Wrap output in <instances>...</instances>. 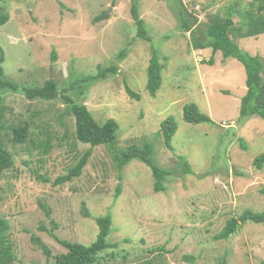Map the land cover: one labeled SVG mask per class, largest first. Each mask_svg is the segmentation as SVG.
I'll list each match as a JSON object with an SVG mask.
<instances>
[{"label":"rangeland","instance_id":"1","mask_svg":"<svg viewBox=\"0 0 264 264\" xmlns=\"http://www.w3.org/2000/svg\"><path fill=\"white\" fill-rule=\"evenodd\" d=\"M133 2L148 38L137 36ZM235 2L238 9L246 5L245 0L0 1L8 13L0 25L4 79L17 85L0 90L2 134L15 161L14 170L0 178V217L10 225L14 264H55L56 255L67 250L54 236L90 244L99 215L111 216L107 241L118 244L107 249L115 256L100 264H218L222 256L225 264H264V223L247 221L227 239L214 238L229 218L245 210L264 212V165L253 164L264 153V119L240 114L243 64L223 58L220 50L194 49L180 13L184 10L191 23L197 17L192 29L206 41L210 16H224ZM237 41L264 60V33ZM153 53L162 65L154 95L146 89ZM112 65L114 74L87 88V77ZM49 79L58 86L56 99L26 96L25 89ZM126 84L139 100L128 94ZM68 93L86 104L99 124L116 120L117 151L143 142L152 147L153 162L168 171L162 191H154L151 169L139 159L118 170L112 147L105 145L93 150L80 176L53 183L88 148L76 139L72 116L63 113ZM190 103L212 122L184 121L183 108ZM169 116L178 123L171 148L161 134ZM18 125L28 126L21 143L12 142ZM40 203L50 209L49 216Z\"/></svg>","mask_w":264,"mask_h":264},{"label":"trees","instance_id":"2","mask_svg":"<svg viewBox=\"0 0 264 264\" xmlns=\"http://www.w3.org/2000/svg\"><path fill=\"white\" fill-rule=\"evenodd\" d=\"M5 1V0H0ZM135 1V0H134ZM246 5L242 9H238L237 2L230 7L228 12L221 16L216 13L209 15V22L205 24L206 41L200 40L192 29L197 22V17H193L191 23L181 11L182 27L184 30L190 31L192 36L191 45L194 49H204L210 47L213 52L220 50L223 58H235L240 61L246 71V91L241 99L240 114L247 118L260 117L264 119V60L259 55H253L242 49L237 39L250 36H258L264 33V0H245ZM138 4L133 2L131 5V15L137 28V36L140 38H148L144 19L138 11ZM237 12L239 20H233L232 13ZM8 20V13H4L0 9V25L5 24ZM0 90L15 89L17 85L11 81L4 79V69L2 62L4 61L3 50L0 48ZM56 51H52V58H56ZM124 55H120L122 59ZM212 62V59L210 60ZM212 64V63H210ZM117 70L115 65L106 68H99L97 73L87 77V88L100 80L106 79L110 74H114ZM162 65L158 56L153 53L147 66V91L154 95L161 84ZM74 77V76H73ZM72 77V79H73ZM85 80H82L84 82ZM72 82V80H71ZM70 82V84H71ZM128 94L136 100L140 99L139 93L135 92L128 84H126ZM84 93V92H82ZM25 94L29 99L53 100L58 97V86L52 79L46 81L43 86L30 87L25 89ZM65 100V111L63 113L72 116L75 125V137L81 143L88 145V148L78 156L76 163L64 175L58 176L53 183L64 184L73 178L82 174L84 167L92 156L93 150L101 145L112 147L114 163L118 170L128 164L132 159H139L151 169L154 179L153 189L155 192L162 191L164 188L163 180L167 175V170L156 165L152 160L153 149L143 142L141 145H130L125 150L117 151L115 148V133L118 128L116 120L110 118L104 124L95 121L87 105L83 102L78 103L68 93L63 95ZM4 108L2 95L0 93V178L5 172L14 170L15 161L12 152L5 143L3 130ZM183 120L189 123L212 122L211 117L200 110L195 103L185 104L183 108ZM178 123L173 116L167 117L161 123V134L164 144L171 148V139L177 131ZM28 126H14L12 128V142L21 143L26 139ZM253 164L256 168L264 165V153L254 159ZM188 167V163H185ZM260 192L264 195V186L260 188ZM121 193V187H116L115 197ZM40 206L46 215H50V209L43 203ZM84 216L89 217L88 210H83ZM97 223L96 238L88 245L68 240L55 239L66 248L65 253L56 255L55 264H100L102 260L113 258V253L108 254L110 247L118 246L117 243H109L107 237L111 231L112 219L109 215L96 216ZM247 221L255 223H264V212H253L245 210L237 217H231L227 220L225 226L214 235L215 239H227L234 234L239 226ZM10 229L9 222L0 217V264H14L15 254L12 250V244L8 237ZM34 243L42 248L45 254L50 255L47 245L40 238L33 237ZM106 255H105V254ZM186 258H191L189 255ZM218 264H225V256H222Z\"/></svg>","mask_w":264,"mask_h":264},{"label":"water","instance_id":"3","mask_svg":"<svg viewBox=\"0 0 264 264\" xmlns=\"http://www.w3.org/2000/svg\"><path fill=\"white\" fill-rule=\"evenodd\" d=\"M234 14V13H233Z\"/></svg>","mask_w":264,"mask_h":264}]
</instances>
